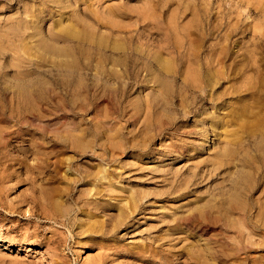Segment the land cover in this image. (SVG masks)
I'll use <instances>...</instances> for the list:
<instances>
[{
    "label": "rangeland",
    "instance_id": "374dc122",
    "mask_svg": "<svg viewBox=\"0 0 264 264\" xmlns=\"http://www.w3.org/2000/svg\"><path fill=\"white\" fill-rule=\"evenodd\" d=\"M0 264H264V0H0Z\"/></svg>",
    "mask_w": 264,
    "mask_h": 264
},
{
    "label": "bare ground",
    "instance_id": "6f19581e",
    "mask_svg": "<svg viewBox=\"0 0 264 264\" xmlns=\"http://www.w3.org/2000/svg\"><path fill=\"white\" fill-rule=\"evenodd\" d=\"M47 201L50 204V208L52 210V213L57 214V212H60L59 209L61 207L59 206L60 203L58 201H56L54 199H49ZM104 201H105V199L102 196L95 195V197L92 198L91 200L80 201V202H83L82 206L77 207L75 210V214H77V216L80 215L81 217L84 218L82 220L78 219L77 221H75V223H74L75 230L76 229L78 230V235L83 236L85 239H88L87 241L89 243H91V245L92 244H98V243H100V241H103L104 235L108 232L107 227H108L109 222H111L112 220L118 219L119 220L118 224L122 223L125 226L126 223L131 218L130 214L125 212L124 208L119 207L117 205H114L113 203L110 202V199L107 202L105 201V203H104ZM114 208L117 211L116 216H118V218H116V216H114L113 214L109 213ZM134 210L135 209H131V214H133L135 212ZM107 215H109L108 218L101 219ZM30 218H31V216H30ZM68 220L69 219H67V221ZM59 228H61V227H59ZM115 228H117V227L114 226L112 230H114ZM64 229H66V228H64ZM68 231H67V233H68ZM69 237H70V235H69ZM98 240H99V242H97ZM69 244H71V243H69ZM158 250H159V248L154 246V243L147 242L144 245L137 246L135 252L136 253H140V252L141 253H144V252L145 253L146 252L158 253Z\"/></svg>",
    "mask_w": 264,
    "mask_h": 264
}]
</instances>
